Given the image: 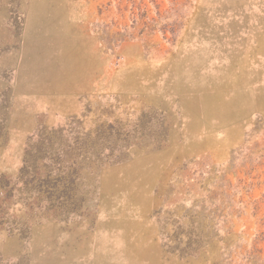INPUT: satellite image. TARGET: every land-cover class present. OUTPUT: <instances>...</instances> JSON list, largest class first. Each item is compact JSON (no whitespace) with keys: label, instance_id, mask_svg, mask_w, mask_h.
I'll return each instance as SVG.
<instances>
[{"label":"rangeland","instance_id":"1","mask_svg":"<svg viewBox=\"0 0 264 264\" xmlns=\"http://www.w3.org/2000/svg\"><path fill=\"white\" fill-rule=\"evenodd\" d=\"M0 264H264V0H0Z\"/></svg>","mask_w":264,"mask_h":264}]
</instances>
